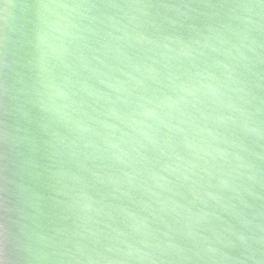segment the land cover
Segmentation results:
<instances>
[{
	"label": "water",
	"instance_id": "water-1",
	"mask_svg": "<svg viewBox=\"0 0 264 264\" xmlns=\"http://www.w3.org/2000/svg\"><path fill=\"white\" fill-rule=\"evenodd\" d=\"M0 264H264V0H0Z\"/></svg>",
	"mask_w": 264,
	"mask_h": 264
}]
</instances>
